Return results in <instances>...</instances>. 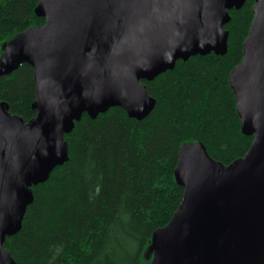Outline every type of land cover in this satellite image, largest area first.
I'll return each mask as SVG.
<instances>
[{"label":"water","instance_id":"1","mask_svg":"<svg viewBox=\"0 0 264 264\" xmlns=\"http://www.w3.org/2000/svg\"><path fill=\"white\" fill-rule=\"evenodd\" d=\"M245 0H40V27L15 35L2 54L14 70L33 67L35 116L0 101V264L17 233L31 186L68 159L67 141L84 113L110 107L145 118L155 101L142 80L176 60L227 51L228 10ZM240 64L229 72L241 128L253 134L245 155L224 165L205 146L182 145L175 168L178 209L151 237L150 264H264V0H256Z\"/></svg>","mask_w":264,"mask_h":264},{"label":"trees","instance_id":"2","mask_svg":"<svg viewBox=\"0 0 264 264\" xmlns=\"http://www.w3.org/2000/svg\"><path fill=\"white\" fill-rule=\"evenodd\" d=\"M40 0H0V101L28 121L35 116L33 67L10 71L2 54L13 37L45 18ZM256 0L228 10L227 51L176 60L142 80L154 101L143 119L119 106L95 118L84 113L67 141L68 159L46 181L31 186L20 230L3 247L15 264H150L153 232L178 209L183 187L175 178L178 151L201 142L224 165L241 158L253 134H245L229 72L240 64Z\"/></svg>","mask_w":264,"mask_h":264}]
</instances>
